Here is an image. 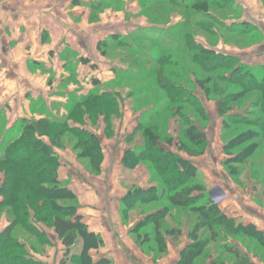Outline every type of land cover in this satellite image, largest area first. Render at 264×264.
Returning a JSON list of instances; mask_svg holds the SVG:
<instances>
[{"label":"trees","instance_id":"1","mask_svg":"<svg viewBox=\"0 0 264 264\" xmlns=\"http://www.w3.org/2000/svg\"><path fill=\"white\" fill-rule=\"evenodd\" d=\"M109 1L93 0L88 4L90 12L106 9ZM139 1L151 6L175 4L182 9L192 10L185 14L186 17L199 12L212 13L209 0H194L192 3H185V0ZM215 5L219 9L227 7L223 4ZM217 23L221 25V22ZM246 25L225 24L223 28L235 30L243 37L253 35L245 28ZM201 26L209 33L213 30H209V24ZM182 32L184 29L181 25L168 29L141 28L129 39L119 34L111 35L98 42L97 49L103 56L107 49L126 51L135 71L132 73L128 69H116L114 76L119 80L139 83L140 91L150 90L151 85L147 82L142 85V82L147 81L146 78L155 77L154 86L164 93L168 101L162 110L169 111L181 120L182 127L178 133L182 143L180 151L186 152L191 158L203 155L208 146L204 132L208 118L201 100L193 90L201 91L206 99L219 98L217 113L222 119V129H226V132H236L241 126L249 124L243 120V115L238 112L233 114L232 110L243 107L250 110L254 118L249 121L254 124L250 126L255 129L243 133L232 132V137L223 143L222 166L227 175L237 181L243 167L251 163L252 175L256 176L259 171L254 167L258 165V160L264 158V65L247 66L233 56L204 48L195 43L194 35L189 31L177 38ZM151 33H159V36L165 38L164 41ZM80 61L87 62L82 59ZM149 64L156 66L148 69L146 66ZM190 65L197 66L200 71L210 72L211 75L203 78L197 76L193 69L190 72ZM190 77L193 78L192 85L189 83ZM92 83L94 89L85 95L69 94L62 118L50 115L37 121L22 118L0 138V175L3 176L0 179V215L6 210L9 219V225L0 231V264H42L28 255L20 237L23 230L41 235L42 230L37 224L50 228L64 248L59 264H112L106 258L97 261L91 258L90 251L101 247L102 242L83 224L73 192L58 180L60 162L53 151L62 148L65 140L71 141L75 137L77 142H73L72 150H80L78 157H87L92 163V171H99L101 161L94 165V159L102 158L99 143L93 133L85 129V121L97 126L99 117H102L104 131L111 137V119L119 113V95L112 90L98 89L100 84L96 80ZM228 86L236 89L229 91L226 89ZM135 91L131 90L128 95L133 97ZM145 117L146 113L128 136V141H134L137 136L139 140L133 150L125 152L122 163L130 169L137 165L145 166L150 173L151 183L155 185L146 190H130L124 202H134L126 206L123 202V212L136 204H165L146 215L131 230L140 237L138 246L141 248L149 242L155 243L150 256L156 261L167 253L166 240L172 235H183L185 231L190 243L181 250L176 264H205V251L211 242L217 243L224 253L232 255L237 261L235 264H248L244 254L228 243V240L241 238L264 247L263 234L252 226L236 224L233 219L227 218L218 204L207 196L205 187L199 182L198 169L190 161L166 150L164 146H172L173 140L162 134L159 125H148ZM14 131L15 136H12ZM7 132L11 134V139L4 138ZM246 141L254 142L241 148ZM236 148H240L237 153L234 152ZM252 158L253 161L247 163ZM125 214L127 212L122 213L123 218ZM79 242V251L71 255V250ZM209 264H224V261L219 256Z\"/></svg>","mask_w":264,"mask_h":264},{"label":"crops","instance_id":"2","mask_svg":"<svg viewBox=\"0 0 264 264\" xmlns=\"http://www.w3.org/2000/svg\"><path fill=\"white\" fill-rule=\"evenodd\" d=\"M42 1L0 0V92L4 91L0 95V102L2 99L14 102L21 100V96L24 99L29 98L30 101L43 100L47 105L56 104L62 116L65 114L62 109L69 94L85 95L94 89L93 80L98 81L100 86L107 80L105 73L103 79L99 76L103 65L98 62L100 55L97 52V43L114 34L127 36L128 31L124 29L119 33L114 31L115 25L106 24L110 31L108 30L100 38L97 37L95 42L89 45V39H93L90 34L98 27L93 28V31L79 28L77 22L73 21L78 20L79 14L71 12L72 16L68 18L60 12V7L67 4L80 10L84 4L88 5L93 0H61L62 2L56 4L54 0L48 4ZM84 17L82 15L80 18L84 19ZM133 26L136 27L134 24ZM80 59L87 62L83 63ZM29 69L31 71L27 72ZM77 70L81 72L78 73ZM108 73L113 77L111 68ZM48 76L51 77L48 84H52L54 88L45 85ZM70 77H74L73 83L68 82ZM25 88L27 89L23 91ZM38 115L34 117L40 119ZM125 116L124 123L126 122L127 127L122 139L114 138L116 133L113 127L111 137L105 135L100 127L85 128L99 140L102 162L97 174L87 171L75 157H72L74 160H69L76 166L71 163L70 165L66 159L60 161L57 170L58 180L61 182L65 179L69 180L68 183L71 184L68 188L78 200V215L88 231L98 236L102 242L101 247L90 251L94 261L106 258L112 264H176L180 251L190 243L187 238H181L179 243L168 238L167 253L153 261L150 255L141 252L138 243L128 237L129 234H133L131 232L133 227L146 215L157 211L158 207L149 209L147 205L136 204L135 207L125 209L123 212L124 206L132 203L124 202L130 190L133 188L146 190L155 185L151 183L145 166L138 165L134 169L123 166L125 152L133 150L139 140L137 136L134 141H128V136L133 133L141 119L139 113L132 111ZM208 116L210 119H215L216 129L212 132V128H209L211 125L209 119L210 123L204 130L208 146L203 155L191 158L177 150L173 151L170 146L164 148L190 161L202 173L203 179H199V182L205 187L207 196L218 204L227 218L233 219L236 224L252 226L264 236V164L262 160H258L259 174L256 176L252 175L251 163L247 164L248 170L245 165L242 174L235 182L227 174L221 173L220 176L216 170L218 166H222L224 160V156L220 154L223 147L219 134L222 121L215 114ZM211 133L215 134L213 140ZM217 147L220 156L216 155ZM217 197L220 199H215ZM123 202L124 206L121 205ZM125 211L127 214L123 221L125 223L126 219L127 223L124 224L121 213H126ZM119 228L124 232L123 241H119L120 237L117 235ZM228 243L244 254L248 264H264V247L257 246L254 241L237 238L228 240ZM60 248L58 261L62 259L64 251L62 245ZM79 249L80 242L73 247L71 255L77 253ZM210 250L212 252L204 260L205 264H209L219 256L222 257L224 264L237 262L232 255L224 253L222 249L217 253H213L212 248ZM34 251L38 253L39 249L35 248ZM47 256L49 263L52 264L55 258L51 257V253L44 258Z\"/></svg>","mask_w":264,"mask_h":264},{"label":"rangeland","instance_id":"3","mask_svg":"<svg viewBox=\"0 0 264 264\" xmlns=\"http://www.w3.org/2000/svg\"><path fill=\"white\" fill-rule=\"evenodd\" d=\"M50 1L53 0H44L42 2L48 4V2ZM59 1L61 0H54V3L56 4ZM188 1L189 3H192V1L194 2V0H185V3H188ZM208 2L212 5V6L210 5L212 13L204 14L202 12H199V13H194L189 17H186L187 15L185 14L191 13L192 10L182 9L180 7H177V5L175 4L172 5L161 4V5L151 6L150 4H145L139 0H119V1L111 0L109 1V6L106 9L94 13H91L88 5L85 4L83 5V7L80 8V10L79 9L77 10L76 8L72 6L70 7V5L66 4L64 7L63 6L60 7L61 9L60 12L65 14V16H68V18L72 16L71 12L78 13L79 14L78 20H73V21L77 22L79 28H82L83 30L92 29L93 31V28L98 27L95 28L92 34H90L92 35L93 39L92 40L91 38L89 39V43H90L89 45H92L95 42V39H97V37L100 38L108 30L110 31V29L106 27V24H108V26L115 25L116 27L114 31L116 32L118 31L119 33L122 32L124 29L128 31V34L126 36V38L128 39L139 29L144 27H158V28L168 29V28H174L177 25L179 26L181 25L182 29H184V32L189 31V33L193 34L195 43L201 45L204 48H210V49L212 48L215 50L216 53L227 56H233L239 59L242 64L247 66L255 67L258 65H264V0H209ZM215 3L223 4L226 5L227 7H222L221 9H219L216 7ZM216 8L219 10H217ZM80 14L81 16L82 15L85 16L84 19L80 18L81 17ZM166 16H168V18H166ZM151 20H157V22H151ZM217 21L221 22L222 26L219 25ZM241 23H246L247 25L245 26V28L249 29L251 31V34L253 35H247L243 37V36H239L237 32H235V30L230 31V30H225L223 28L225 24L226 26L227 25L231 26V25H240ZM133 24L136 25V27H134ZM201 24L202 25L209 24L210 25L209 30H212L211 28H213L212 32L211 33L207 32V29H204L201 26ZM138 25H141L142 27ZM197 25H199V27H197ZM104 29L106 30L103 31ZM184 32H182L180 36H177V38H181ZM152 35H154L155 37L158 36V38H160L162 41H164L163 39H165L164 37L159 36V33ZM256 35L259 36L256 37ZM86 41H88V39ZM97 52L100 55L98 56V62L101 66L103 65L101 70L99 71L100 72L99 76L103 79L104 78L103 75L105 73V75L107 76L106 77L107 80L111 78L108 81L106 80V82H104L98 89H109L119 95V107H118L119 113L118 115L112 117L113 120L111 119L113 123L112 127L114 129V133H116L115 134L116 137L114 138L122 139V137L124 136L123 132L125 131V127H127L126 122L124 123V120L127 116V115L125 116L126 113L132 111L134 113H139L141 117L144 115V113H146L147 116V118L145 117L146 123H148V125H155V124L159 125V127H161L162 134L164 136H169L173 140V143L175 144L174 147L170 146L171 149H173V151L175 152L177 150L178 152H181L182 154L188 156L186 152L184 153L183 151H180V147L182 143L178 138V133L182 127L181 120L179 119L178 116L172 115L169 111L162 110L164 107H166L168 101L164 93L160 89H158L157 86H154L155 85L154 80H156L155 77L146 78L147 81L144 80V82H142V85H144L146 82L149 83L151 85L150 90L144 92L140 91L141 85H138L139 83L131 82L127 80H119L117 79L116 76L113 75V77H111L108 73V70L110 68H111V72L113 73H115L116 69H124V70L128 69L132 73L135 71L131 58L126 51L118 50V49H112V50L107 49L105 51L104 56L101 54L100 50L97 49ZM70 62L71 61H69V63ZM155 66L156 64L155 65L149 64L146 66V68L149 69ZM192 69L195 71V75L197 76L201 75L202 78L206 75H211L210 72L207 73L205 71L198 70L199 68L197 69V66L195 65L194 66L190 65L191 73H192ZM30 71L31 69L27 70V72ZM77 72L80 73L81 71L77 70ZM46 78H47L46 79L47 82L45 85H48V87L50 88H54L52 84L50 85L48 84V81L49 79H51V77L48 76ZM73 80L74 77H70L68 82L71 83ZM190 81L191 82L189 83H191L192 85L193 78L190 77ZM82 87H84V85H82ZM26 89L27 88H25L23 91H25ZM226 89L230 91L236 88L228 86V88ZM131 90L133 91L136 90L135 95L133 97H130L128 95V92H130ZM23 91L21 93H23ZM3 92H0V95L3 94ZM193 92H195L197 98L201 100L202 106L204 107L205 109L204 111L208 118V122L207 124L204 125V127L206 128L211 121V125L209 128H212V132H214L216 129L215 119L214 118L210 119L208 115L215 114L217 115V117H219L217 113L219 98L206 99L205 97H203L201 91H199L198 89L193 90ZM245 104H247V102ZM232 111H234L233 114L238 112L240 115H243L244 116L243 120H246L249 123L246 124L245 126H241L240 128H238L236 132L243 133L255 129L254 126L253 127L250 126V125H254L253 123L249 122V121H253L254 119L252 117L253 113L250 110H247L246 107H243L241 109L235 108V110ZM37 113L40 115L41 118L47 117L49 115L55 118L56 117L62 118V116L60 115L61 112H58V108L56 104L47 105L43 100L30 101L29 98L24 99L22 96H21V100H15L14 102L8 101L6 99L4 100L2 99V102H0V138L3 136L4 132H6L7 130L11 129V127L14 126L17 120L22 119L21 117H27L28 119L37 121L38 118L34 117L38 115ZM123 114H124V119H123ZM150 115L151 117L148 118ZM219 119L222 121L220 117ZM97 123H98L97 126H92L91 123L88 120H86L85 126L88 127L90 126L91 128L100 127L104 132V134L106 135V132L103 129V126H105L103 118L99 117ZM222 128H223V124L220 125L221 130L219 134L222 143H224V141L230 139L233 133L236 132L234 131H232L233 133L231 131L226 132V129L224 131V129ZM15 132L16 131L12 133V136L13 135L15 136ZM211 134L213 135L212 137L213 140L215 138V134L213 133ZM248 134H250V132ZM244 136L249 137V135L246 134H244ZM94 137L99 143L97 136L94 135ZM4 138L11 139L12 137L11 134L7 132L4 135ZM69 138H71V136H69ZM71 139L72 142L65 140V145L62 148L53 149V151L59 158V162L66 159L69 164L71 163L75 165L74 163L70 162V160H74L72 157H75L76 161L79 162L87 171H89L94 175L97 174L92 171L91 169L92 163L87 157L86 158L78 157L80 150H72V144L73 142L74 143L77 142V139L75 137L74 138L72 137ZM45 141L47 140L45 139ZM253 142L254 141H246L241 146V148L253 144ZM239 150L240 148H236L234 152L237 153ZM221 153L224 156L223 150L222 152H220V154ZM213 154L215 153L213 152ZM220 154H219V149L217 147L216 155L220 156ZM101 157H102V153H101ZM261 160H262L261 162L264 164V158H261ZM97 161L102 162V158L100 160H98L97 158L94 159V165L98 163ZM251 161H253V158L252 160H249L247 163ZM101 162L99 163V165L101 164ZM254 168L257 170V166ZM217 169L218 170H216V172H218L220 176L221 173L228 174L223 166H218ZM246 169L248 170V165H246ZM198 172H199V179L202 180L203 179L202 173L200 171ZM2 177L3 176L0 175V179H2ZM68 181L69 180L65 179L64 181L61 182V184L66 185L68 188L69 185L71 184L68 183ZM215 199H220V198L217 197ZM0 201H2L1 197H0ZM77 202L78 200L76 199V204ZM163 204H165V202H161L157 204L151 203V205L150 204H144V205H147L149 206L148 207L149 209H152L155 207H160ZM121 205L123 206V203ZM7 212L8 211L3 210V213H1L0 215V231H2L4 228H6L9 225ZM121 219L123 221L122 213H121ZM125 223H127L126 219H125ZM37 225L42 230L41 235L32 234L24 230L21 232L20 235L21 240L22 242H24V245L28 251V255H30L33 258V260H36L37 262H40L42 264H51L49 263L48 256L47 258H44V256L48 255V253H51V257L55 258V261L52 262V264H59L58 258L60 257V253H61L60 243L56 239L55 235H53V233L51 232L52 230L50 228H47L46 226L43 227L40 224ZM148 229H150V227L147 228V231ZM142 232H146V230H142ZM42 233L44 234V236L42 235ZM123 233H124L123 230L119 228V231H117V235L120 238L122 237V239L119 238V241L121 240L123 241V235H124ZM186 235L187 232L183 231V235H172L171 239L174 242L179 243L181 242L180 241L181 238H187ZM128 237L136 243H138V240L140 239V237H138V235L135 234H129ZM45 241H47V244ZM154 245L155 243L153 244V242H149V244L147 243L145 246L141 247L142 249L140 248L141 252L144 253L145 255H150V250L155 247ZM184 247L182 248V250L184 249ZM35 248L39 249L38 253L34 251ZM210 248H212L213 253L214 252L217 253L221 250L220 247L217 245V243L211 242L207 250L205 251L204 260H206L207 255L210 256L212 252Z\"/></svg>","mask_w":264,"mask_h":264}]
</instances>
